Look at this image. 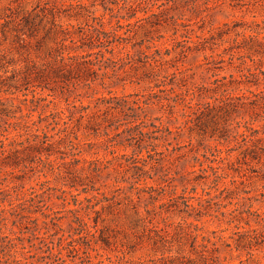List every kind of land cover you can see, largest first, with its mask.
I'll return each mask as SVG.
<instances>
[{
	"label": "rangeland",
	"instance_id": "obj_1",
	"mask_svg": "<svg viewBox=\"0 0 264 264\" xmlns=\"http://www.w3.org/2000/svg\"><path fill=\"white\" fill-rule=\"evenodd\" d=\"M93 3L96 5L92 6ZM100 3L101 0H0V54L5 55L6 59L10 61L17 62L16 68L18 69H23L27 63H35L37 66H41L43 61L46 60V53L55 46L54 35L48 31L51 26L52 15L55 16L56 22L64 27L74 26L71 30L76 33L77 27L79 25L83 26L85 21L91 22V18L94 16L98 17L105 14ZM196 3L200 7V15L205 17L204 23L200 22L197 15L188 11L185 0H178V4L174 7L172 2L167 3L166 0H149V3L142 6L145 8L146 13H139L138 15L149 17L152 14H158V19L161 21L167 20L168 22L154 27L147 24L148 33L145 34V31L139 30L133 42H139L145 37L154 38L156 40L154 41L155 44L160 46L164 53V47L172 49L174 46H179V41L183 40L181 35L185 33V28L178 25V32L175 34L173 26L169 23L171 16L178 18V23H190L191 26L188 29H194L195 34L190 35V42L186 45H193L191 41L196 40V35H207L209 29L227 30L225 32L228 34L223 35L222 41L218 40L216 42L214 52L207 51L198 54L187 52L185 56L181 54L180 47L172 50L170 56L165 58L169 60V64L166 65L168 70L156 75L155 78L169 83L171 74L177 73L174 81L180 84L182 77L187 78L188 87L193 91L199 89V93L205 97L200 100L194 99L191 102L192 105L197 102H214V98L235 97L233 102L239 104V106L228 117L230 135H235L237 131L239 133L246 131L245 122L250 123L254 129L259 130L258 138L261 141L254 144L249 143L248 147L258 149L261 152V150H264V0H196ZM206 7L209 8L206 9ZM76 13H79V15L74 16ZM36 15L38 17L35 18ZM24 16H27L30 26H32L35 18L34 38H29L25 34L28 27L23 22ZM150 20L156 21L155 18ZM224 24H228V26L224 27ZM23 40H26V42ZM37 40H42L41 48L37 47ZM21 44L24 47H21ZM128 47L131 49V44ZM138 49L135 48L134 54H138L136 52ZM98 50L99 48H95V52ZM102 50L105 52L104 49ZM231 55H233V59L230 61ZM106 56L109 57L111 54L106 53ZM222 59L224 62H219ZM206 62H210V64H206ZM172 65H176V67H171ZM180 71L182 73H179ZM141 77H143L142 69L137 72H131L130 69H127L126 72L119 71L111 79L112 82H108L109 84L106 86L96 83L91 84L90 87H84L83 84L78 83L71 88L72 92L70 94H65L66 97L61 94L60 88L57 91L54 89V92L49 89H37L35 90V96H33L32 90L34 88L32 86L28 90L22 87L21 92L14 94L0 91V100L6 103L7 112L10 115L16 114L17 116V118L9 119L6 117H3L4 119L0 118V140L4 139L1 134L4 126L3 120L18 121L21 115L18 107L23 109V113H27V109L32 105L29 101L24 102V99H47L39 104L40 106L36 111L32 112L35 119L40 114L46 116L66 107L65 98L69 100L71 105L77 106L72 108L73 112L79 113L82 105L84 107L89 106L88 114L98 111L95 105L101 103L97 100L101 97L115 96L119 97L118 99H128V101L150 99V104L144 106V110H137L141 115L140 118L145 120L147 124L155 123L160 128L172 131V134L167 136V141L146 139L148 142L142 144L144 149L140 154L138 153L140 157L145 158L149 151L154 153L152 156L156 159V162L151 163L153 168H151V165L145 167V171L152 178L145 176L141 182L142 185L147 184L149 187L156 189L153 194L158 199L154 205L158 207L166 203L170 197L179 198L182 195L194 197L190 203L196 205L198 197L214 198L217 194L219 196L217 188L219 187V190H221L225 186L230 191H234L232 204H229V200L228 202L226 200L221 201L226 195L223 194L221 199H212L210 204H205L208 208L204 212L207 211L208 214L202 216L200 220L194 218L195 213L192 217L185 219L183 214L174 212L164 213L153 220V224H150V218H148L144 208L145 204L149 203L148 194L142 196L139 215L135 214L126 201L119 206L102 209V206H106L104 202L95 208L96 211H99L98 215L92 209L82 213V215L91 225L94 224L95 217L97 218V229L102 230V234L107 238L109 245L92 242L90 258L83 255V251H80L79 255L70 252V246L68 245L62 253L60 261L50 257L45 252L46 244L49 246L52 243L57 244L61 235H64V238H69L73 233L70 230L69 220L71 214L68 213V210L75 207V199L70 194L63 193L64 190L72 191L76 195L82 191L83 187L89 189L94 187L99 189L100 194L97 191L93 192L99 199L103 197L102 193L109 197L119 195V198H121L125 196V193L131 194L129 190L130 183L135 177L144 173V171L132 168L131 156L136 149L137 142L135 140L129 141L127 133L122 136H115L118 131L114 128L108 130L110 137L118 143H123L115 148L110 145L117 142L105 141L107 137L104 134L103 126L108 123L103 122V118L112 119L115 122L123 120L124 116L113 110L103 113L104 108L101 107L99 108L101 110L98 113L99 117L94 122L92 121L94 125L92 130L86 129L88 122L86 120L81 121V127L77 125L75 120L71 125L70 137L81 153L76 157L79 159L77 161L71 156L69 148H65L64 145L60 146L61 151L59 153H66L62 154L64 158L58 157L63 177H56L50 173L45 177L40 175L37 169L31 171L30 168L17 169L14 175L8 176V181L15 175L19 178L15 180V183L9 182V186L17 184L15 185L17 188H15L19 197L29 194L31 188L39 190L41 182L48 180L49 186L52 187L50 191L52 200H48L47 204L52 211H43L50 214L58 212L57 216L63 218L59 224L61 230L54 228L51 224L47 228L43 227L44 218L40 213L35 215L39 219V227L36 231H32V227L36 225V222L30 225L31 230L13 226L10 222L7 223V226L1 223L0 237L9 236L14 238L16 248L13 249L12 254L16 258H27L24 260L26 264H47L49 262L62 264V261H65L64 264H134L137 261H145L150 257L160 255V253L154 252V243L158 239V234L168 235L169 243L166 244V249L171 248L173 254L179 252L188 255L190 250L189 239L180 232L175 234V226L180 223L186 227L192 223L193 225L190 227L192 230H194V225H198L203 228L204 234L215 231L216 237L222 236L225 238L224 240L228 239V242L232 244L234 242L230 237L236 239L235 232L237 231L248 232L251 229L264 231V228L255 222V216H249V224L237 220L228 222L233 216H239L242 211L245 212L244 217H247V209L264 212V154H260L262 159L259 162L258 160L251 161L249 159L246 161V158L241 155L242 148L240 149L235 145L233 137L221 142L216 137H211L214 127L211 123L206 124L207 126L203 128L204 131L199 130L197 126H192V130L186 128L183 125V113L188 111L187 106L180 97H176V94L185 88L180 89L175 85L154 88L152 87L153 84L138 83L137 81ZM217 79L221 81H216ZM48 85L56 88L53 83ZM171 88L175 92L172 93ZM225 89H227V92H223ZM124 96L128 97L123 98ZM237 97L239 98L237 99ZM158 99H161V104H158ZM168 99L172 105H174L173 100L178 101L173 109L167 106ZM243 103L246 104L240 106ZM43 105L49 106L42 109L41 106ZM126 113L131 114L129 111ZM100 123L102 125H99ZM237 125L240 127L237 128ZM97 128H99L98 133L95 135L93 130ZM125 128L126 126L119 129V131ZM178 129L181 130L179 134L176 133ZM163 130L164 134H167L165 129ZM205 131L206 133H204ZM75 136H77V139H75ZM130 144L133 146H129ZM151 144L157 145L155 152H153ZM181 146L185 147L180 148ZM215 146L224 151L231 148L234 150L228 153V159L221 161L219 157L212 156L215 153L213 149ZM218 156L225 157L227 153L224 152ZM201 162L205 168L211 165L217 167L220 173L226 174V178L223 180L225 185L219 184L218 187L210 189L209 187L213 186L210 182L209 185L203 184L202 181L195 182L196 175L201 174ZM139 165L141 164L139 163ZM97 167L98 169H104L102 172L99 170L98 172L93 171ZM74 171L77 172V178L68 173ZM4 178L5 176L0 175V182ZM188 179L190 180L189 184H187ZM73 180L81 181L84 186H78V191L71 189L69 185ZM232 181H235V184H232ZM193 187L196 188L195 192L192 190ZM3 188H7L6 184L0 185V189ZM243 191L249 193L245 194ZM207 192L210 193V196L207 195ZM237 193H239V196H237ZM91 195L92 193H81L78 199L84 200V205H88L89 202L85 199L91 197ZM59 196L66 199V201L59 199ZM247 197L251 199L249 200ZM134 200H138L136 195H134ZM96 201V198L92 199L91 204L96 203ZM216 203L221 205H216ZM224 205H227V207H224ZM235 209L236 211L231 215H221V212H231ZM157 210L160 211L159 208ZM52 215L54 216V214ZM154 226L156 231H149ZM56 231L59 234L53 236ZM5 241L7 242V239ZM74 244L76 245V243ZM263 247V244L253 243L252 248L236 250L233 244V248H221L220 260L224 264H241V262L245 264H264ZM6 259L9 260L10 264H18L13 262L12 257H4L0 253V264H6Z\"/></svg>",
	"mask_w": 264,
	"mask_h": 264
},
{
	"label": "trees",
	"instance_id": "obj_2",
	"mask_svg": "<svg viewBox=\"0 0 264 264\" xmlns=\"http://www.w3.org/2000/svg\"><path fill=\"white\" fill-rule=\"evenodd\" d=\"M166 1L167 3L172 2L173 7L178 4V0ZM147 3H149V0H101L100 6L104 9L105 14L98 17L94 16L91 18V22L88 20L85 21L83 26L79 25L77 27L76 33H73L71 30L74 26L64 27L62 24H58L55 20V16L52 15L51 26L48 31L54 35L55 46L46 53V60L43 61L41 66H37L35 63H27L23 69H18L16 68L18 65L17 62L10 61L6 59L5 55L0 54V91L14 94L16 92H21L23 90L22 87L28 90L30 86H32L34 88V90H32L33 96H35V90L37 89H49L54 92V89L57 91V89L60 88L61 94L66 97L65 94H70L72 92L71 88L78 83L83 84L84 87H90L91 84L96 83L101 86H106L109 84L108 82H112L111 79L116 76L119 71L126 72L127 69H130L131 72H137L142 69L143 77L138 79V83L144 82L149 85L153 84L152 87L154 88H160L161 86L165 87L167 85H175L180 89L185 88L177 93L176 97H180L182 102L187 106L188 111L183 113V125L186 128L192 130V126H197L199 130H203V128L207 126V123H211L214 126L211 137H216L220 142L222 140L227 141L230 137H233L235 145L240 149L242 148L241 155H243V158H246V161L247 159L251 161H261L262 157L260 154H264V150L259 152L258 149L248 147L249 143L254 144L261 141V139L258 138L259 130L254 129L250 123L245 122L244 127L246 131L241 133L237 131L235 135H230L228 117H230V114L235 112V109L239 106V104L233 102L235 97L226 96L225 98H214V102H197L195 105H192L191 102L194 99L200 100L205 97L203 94L199 93V89L193 91V89L188 87L187 78L182 77L180 80L181 84L174 81L177 77V73L171 74V81L169 83L159 81V79L155 78L156 75L168 70L166 65L169 64V60L165 58L170 56L172 50L180 47L181 54L183 55L187 52L192 54L206 53L207 51L214 52L216 49V42L218 40L222 41L223 35L228 34L225 32L227 30L209 29L207 35H196V40L191 41L193 45H186V43L190 42V35L195 34L194 29H188L191 26L190 23H178V18L171 16L169 18V23L173 26L175 34L178 32V25L185 28V33L181 35L183 40L179 41V46H174L172 49L164 47V53L162 52L163 49L155 44L154 41L156 40L154 38L145 37L141 39V41H136L134 43L133 41L136 39L139 30L145 31V34L148 33L147 24L154 27L168 22L167 20L161 21L158 19V14H152L149 17L139 16V13H146L145 8L142 6ZM95 5V3L92 4V6ZM185 6L188 8L189 12H192L200 18V22H205V17L200 15L199 11L201 10L196 0H185ZM208 8L209 7H206V9ZM78 15L79 13H76L74 16ZM36 17H38V15H36L35 18ZM151 18H155L156 21L150 20ZM34 20L32 26H30L27 16L23 18V22L28 27L25 34L29 38L35 37L34 29L36 24ZM223 26L227 27L228 24H224ZM201 28L204 29L205 27ZM23 41L26 42V40ZM67 41L69 42L68 44L66 43ZM36 44L38 48H41L42 40H37ZM129 44H131V49L128 47ZM20 46L24 47L22 44ZM136 47L139 48L136 51L138 54H134ZM95 48H99V50L95 52ZM102 49H104L105 52ZM115 50L117 51L115 52ZM106 53L111 54V56H106ZM231 59H233V55L230 56L229 60L231 61ZM219 62H224V60L222 59ZM206 64H210V62H206ZM171 67H176V65H172ZM179 73L182 72L180 71ZM216 81L221 80L217 79ZM50 83L55 84L56 88L50 87V85H48ZM171 91L172 93L175 92L173 88H171ZM223 92H227V89ZM125 97L127 98L128 96H124L123 98ZM118 98L119 97L111 96L109 98L101 97L97 99L101 101V103L95 105L98 111L91 114L87 113L89 106L84 107L83 105L79 113L73 112L72 108H76L77 106L71 105L69 100L65 98L67 102L66 107L46 116L40 114L37 119L34 118L32 112L36 111L40 106L39 104L47 99H24V102L29 101L32 104L27 109V113H23V109L18 107L21 113L18 121L10 122L9 120H3L4 126L1 134L4 136V139L0 140V175L5 176V178L0 182V185L6 184L7 188L0 189V224L3 223L7 226V223L10 222L13 226L24 227V229L28 228L31 230L30 225L36 222V225L32 227V231L38 230L39 219L35 217L38 213L44 218L43 227L47 228L48 225L51 224L54 228L61 230L59 224L63 218L57 216L58 212H52L51 214L45 212L47 210L52 211L47 204L48 200H52V195H50L52 187L49 186V181L46 180L41 182L39 190L31 188L29 194L19 197V194L16 192L17 186H15L17 184L9 186V182L15 183V180L19 178L15 175V177L8 181L9 175H14L17 169L30 168L31 171L37 169V172L45 177H47L49 173L56 177H63L58 157H62V154L64 155L66 153H59L61 151L60 146L64 145L65 148H69L71 150V156L77 161H79V159L76 157L81 153L70 137L69 132L71 125L75 120L77 125L81 127V121L86 120L88 121L86 129L92 130L94 128L92 121L94 122V120L99 117L98 113L101 111L99 109L101 107L104 108L103 113L113 110L124 116L123 120L115 122L112 121V119L103 118V122L108 123L103 126L105 131L104 134L107 137L105 139L106 142H117L108 134V130L112 128L118 131L115 136H122L127 133L129 141L135 140V142H137L136 149H138V151L135 149L131 156L132 168L144 171V173L135 177L130 183V195L125 193V196L119 198V195H112L109 197L102 193L103 197L99 199L93 194L94 191L100 194V192H98L99 189H95L94 187L90 189L88 187H83L82 191L76 195L73 194L72 191H63V193H68L75 199V207L68 210V213L71 214V219L69 220L71 225L70 230L73 231V233L69 238H64V235H61L57 244L52 243L50 246L46 244L45 251L50 257H54L59 261L61 260L63 251L66 250V245L70 246V252L79 255V252L83 251V255L88 258H90L91 255L90 250L92 249V242L96 244L101 242L104 245H109L107 238L102 234V230L97 229V218L95 217L94 224L91 225L86 220L85 216L82 215V213L88 212L91 209L98 215L99 211H96L95 208L104 202L106 206H102V209L119 206L122 202L126 201L134 210L135 214L139 215L142 196L143 194H148L149 203L145 204L144 208L148 218H150V224H153V220L158 216L164 213L170 214L174 212L183 214V218L185 219L192 217L195 213L196 216L194 218L200 220L202 216L208 214L207 211L204 212V210L208 208L205 204H210L212 199H221L223 194L226 195L221 201L226 200L228 202L229 200V204H232L234 198L232 195L234 191H230L227 186L221 190H219L218 187L219 184L225 185L223 180L226 178V174L220 173L217 167L211 165L205 168L201 162V174L196 175L195 182L202 181L205 185H209L210 182L213 186L209 188L218 187L219 196L218 194L215 195L214 198H203V196H200L197 198L198 203L194 205L190 203L191 199L194 197L182 195L179 196V198L170 197L166 203L158 207L155 206L154 203L158 197L155 196L153 192L156 191V189L149 187L147 184L142 185L141 182L143 180L142 178L145 176H147V178H152L151 175L145 171V167L156 162V159L153 158L152 155L154 153L152 152L148 151V155L145 158L140 157L138 153L140 154L144 149L142 144L148 142L146 139L150 138L155 141H167V136H170L172 131L166 128H160L155 123L147 124L145 120L140 118L141 115L137 110H144L143 107L150 104V99L128 101V99ZM210 98L212 99V97ZM238 98L239 97H237V99ZM172 102L174 105H172L168 99L167 106L171 107V109L176 106L175 104L178 101L173 100ZM161 103V99H158V104ZM245 104L246 103H243L240 106H244ZM0 106L1 119H4L3 117L8 119L17 118L16 114L10 115L7 112L6 103L2 102V100H0ZM48 106L49 105H43L41 107L45 109L48 108ZM127 111L131 112V114L126 113ZM99 125H102V123ZM124 126H126V128L119 131V129ZM239 127L240 126L237 125V128ZM99 128L93 130L95 135H97V130ZM163 129H165L167 134H164ZM179 129L176 131L178 134L181 131ZM204 133H206V131ZM75 139H77V136H75ZM176 139L177 137L175 140ZM122 144V142H117L112 143L110 146L115 148ZM129 146L133 145L130 144ZM150 146H152L153 152H155V147H157V145L151 144ZM182 147L185 146H181L180 148ZM213 149L215 153L212 156H215V158L219 157L221 161L228 159V153L234 150L231 148L224 151L217 146ZM167 151H169V149H167ZM224 152L227 153V156H218ZM62 158H64V156ZM139 163L141 165H139ZM151 168H153L152 165ZM103 169L104 168L98 169L97 167L94 168L93 171L98 172L99 170L102 172ZM68 173L73 174L74 178L78 177L76 171ZM189 183L190 180L188 179L187 184ZM232 184H235V181H232ZM78 186L84 185L81 181L77 180L71 181L69 185L71 189L77 191L79 190ZM192 190L195 192L196 188L193 187ZM133 192L136 193L134 194ZM81 193H92L91 197L85 199V201L89 202L88 205H84V200L78 199ZM243 193L248 194L249 192L243 191ZM238 194L239 193H237V196H239ZM134 195L137 196V201L134 200ZM207 195L210 196V193L207 192ZM95 198L97 200L96 203L91 204V200ZM59 199L66 201V199H63L61 196H59ZM247 199L250 200L251 198L247 197ZM216 205L220 206L221 204L216 203ZM149 206L152 207L150 208ZM224 207H227V205H224ZM158 208L160 211L157 210ZM235 211L236 209L231 212H221V215H231ZM244 213L243 211L240 212L239 216H233L228 222H235L237 220L249 224V216H255V222L264 228V212L247 209V217H244ZM52 214H54V216ZM192 225L191 223L186 227L180 223L175 226V234L180 232L189 239L190 250L188 255L179 252L173 254L171 248L166 249V244L169 243L167 239L168 235L158 234V239H156L154 243V252H158L160 255L150 257L145 261H137L134 264H224L220 260L221 248H233L234 244L236 250H246L252 248L253 243L264 245V231H259L258 229H251L248 232H235L237 238L233 239V237H230L234 242L232 244L228 242V239L224 240L225 238L222 236L216 237L215 231L210 233L205 232L206 234H204L203 228L198 225H194V230H192L190 228ZM152 230L156 231L155 226L149 231ZM58 234L59 232L56 231L53 236ZM6 239L7 242L5 241ZM199 239H201V241H199ZM80 241H84L85 243H80ZM73 243H76V245H73ZM15 248L16 244L14 238L9 236L0 237V253L3 254L4 257H12L14 263L26 264L24 260L27 258L18 259L12 254ZM62 262V264L65 263V261ZM6 264H10L8 259H6ZM47 264L53 263L49 262ZM241 264L245 263L241 262Z\"/></svg>",
	"mask_w": 264,
	"mask_h": 264
}]
</instances>
